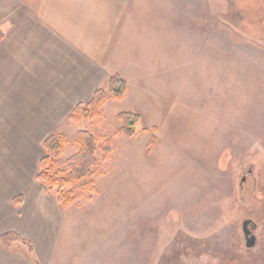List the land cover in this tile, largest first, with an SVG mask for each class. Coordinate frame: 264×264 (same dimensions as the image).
Here are the masks:
<instances>
[{
	"label": "rangeland",
	"instance_id": "obj_1",
	"mask_svg": "<svg viewBox=\"0 0 264 264\" xmlns=\"http://www.w3.org/2000/svg\"><path fill=\"white\" fill-rule=\"evenodd\" d=\"M152 3L148 16L168 24L151 20L143 84L124 74L123 100L61 132L70 143L54 171L78 150L79 130L112 152L98 154L94 192L59 204L38 264H264V0ZM125 111L141 116L135 137L118 133ZM246 218L258 224L253 248Z\"/></svg>",
	"mask_w": 264,
	"mask_h": 264
},
{
	"label": "crops",
	"instance_id": "obj_2",
	"mask_svg": "<svg viewBox=\"0 0 264 264\" xmlns=\"http://www.w3.org/2000/svg\"><path fill=\"white\" fill-rule=\"evenodd\" d=\"M152 1L0 0V236L16 232L33 246L0 241V264H38L53 245L61 206L36 177L44 141L111 75L137 73L143 84L150 24H168L148 16ZM137 16L149 17L138 30Z\"/></svg>",
	"mask_w": 264,
	"mask_h": 264
},
{
	"label": "trees",
	"instance_id": "obj_3",
	"mask_svg": "<svg viewBox=\"0 0 264 264\" xmlns=\"http://www.w3.org/2000/svg\"><path fill=\"white\" fill-rule=\"evenodd\" d=\"M3 33L0 31V39ZM128 89L127 81L118 73L111 75L108 79V88L101 87L93 95L88 104H79L73 111L70 120L77 122L83 119H99L102 115V108L109 98L121 101L124 99ZM121 122L118 133L127 137H135L138 134L137 125L141 120L138 113L131 111L121 112L117 115ZM147 131L146 128L143 129ZM70 143L69 138L61 132H55L44 141V156L40 161V169L37 179L45 184L51 192H57L58 203L62 206H69L78 201L84 192H94V182L91 180L94 170L98 166V154L108 156L112 152L110 140L99 143L96 136L88 130H79L73 137V143L78 145V150L73 153L65 163V169L54 171L56 162L63 157L66 146ZM85 181L80 192L73 190L64 191L71 185H77ZM57 189V190H55ZM21 198H16L15 203L19 204ZM4 246H11L13 243H20L26 246L31 252L33 246L29 240L16 232H9L0 236Z\"/></svg>",
	"mask_w": 264,
	"mask_h": 264
},
{
	"label": "water",
	"instance_id": "obj_4",
	"mask_svg": "<svg viewBox=\"0 0 264 264\" xmlns=\"http://www.w3.org/2000/svg\"><path fill=\"white\" fill-rule=\"evenodd\" d=\"M252 172V168H249V173H251ZM246 180V176H244L243 178H242V182H241V184L244 182ZM252 221L251 220H249V219H245V220H243V222H242V229H243V232H244V235H245V239H246V247L247 248H252V247H254L255 246V244H256V237L255 236H252V237H250V235H251V230L249 229V224L251 223Z\"/></svg>",
	"mask_w": 264,
	"mask_h": 264
},
{
	"label": "flooded vegetation",
	"instance_id": "obj_5",
	"mask_svg": "<svg viewBox=\"0 0 264 264\" xmlns=\"http://www.w3.org/2000/svg\"><path fill=\"white\" fill-rule=\"evenodd\" d=\"M247 219H249V220L252 221V222L248 225V226H249V229L251 230V235H250V237L255 236L256 239H258L257 234H256L257 227H258L257 222L254 221V220L251 219V218H246V220H247ZM256 243H257V240H256ZM255 245H256V244H255ZM252 248H253V247H252Z\"/></svg>",
	"mask_w": 264,
	"mask_h": 264
}]
</instances>
